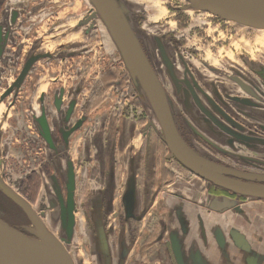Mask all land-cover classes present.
<instances>
[{
  "label": "rangeland",
  "instance_id": "rangeland-1",
  "mask_svg": "<svg viewBox=\"0 0 264 264\" xmlns=\"http://www.w3.org/2000/svg\"><path fill=\"white\" fill-rule=\"evenodd\" d=\"M115 1L130 28L139 39L146 55L160 74L178 128L186 141L206 156L223 162L222 164L227 166L235 162V166L232 167L246 171V168H244L246 162L242 160L247 161L248 158L246 157L248 155L237 150L238 142L234 141L233 146L226 145V142L222 141L220 135L217 134L213 138L217 143L212 141L217 145H221L224 150L221 146L214 144L210 148L209 145L199 139V134H195L194 128L196 130L197 128L204 129L205 132L202 131L212 138L211 123L198 111L195 101H192L193 95L191 93L185 94L183 88L171 80L170 74L167 73L165 65H163L159 45L165 47V51L172 60L179 61V76L183 75L184 59H192V62L196 65H200L201 61L210 60L213 65L220 66L225 75H229L234 71L233 69H242L243 73H248L249 77L252 78L253 74L257 75L256 71L264 70V29L225 20L201 10L185 9L184 6L188 3L185 0ZM94 11H96V7L91 0H0V124L3 125L0 128V137L2 132L9 128L7 124L2 123L3 119L5 122L4 105L7 104L4 94L9 90V87L15 88V92L17 90L21 91V96L35 94V99L32 101L35 114L40 112V104L38 103L40 93L48 90H58V104L52 101L53 103H50L51 107L64 105L66 108L71 104L75 105L76 111L73 117V122H75L83 103L84 94L90 95L91 89L97 90L96 87L94 89L96 79L100 78L99 76L103 75L104 71H111L110 74L115 73L116 79H122L121 94L124 95L125 101L122 100L127 114L133 111L139 116L138 125L142 129V133L139 131L138 136L141 140L144 138L147 141L148 139L157 140L160 146L158 153L164 157L168 147L163 140V131L155 118L148 98L141 86L140 88L135 87L131 74L124 65L121 54L103 17L98 14L97 17L90 18ZM63 34L66 36H62ZM87 37L91 40L86 41L85 38ZM175 38L180 40L175 42ZM6 44H11V47L6 48ZM57 51L58 62L54 59ZM194 52H199L200 55H194ZM33 57L36 58V61L27 76L20 82L18 78L25 64L28 59ZM243 59H250V63L249 60L247 62L253 64L252 69L250 65L243 62ZM52 61H55L53 62L55 65L53 63L49 64ZM56 75L58 76V83L54 84L55 81L50 78ZM206 76H209V73ZM108 79V76L106 79L104 76L101 77L102 81ZM110 83L104 86H110V96L112 97L106 99L103 105H99V109L97 108L98 115L106 114L112 106H118V90L113 87V83ZM63 90H66L65 94H63ZM179 91H182V93ZM104 96H108L107 92ZM2 100H5V103H2ZM28 103L29 100L24 97L18 99L15 109L17 113H20V116L26 114L25 110L29 107ZM14 112L16 111L12 108L9 114ZM83 119L84 117L78 119V121L81 122ZM148 121H153L154 125L150 126L147 132L145 126ZM219 121L221 120L219 119ZM15 126L14 131L18 132L33 130L28 129L22 122L16 123ZM72 128L73 126L70 129ZM87 128L91 129L92 125ZM86 135V130L76 132L73 138L78 141L71 146L62 147L59 152L58 147L42 146L47 155L52 154L51 165L54 168L53 171L47 172V169L44 170L45 173L40 171L39 176H42V178H39V183L32 184L33 191L28 188L27 193H22L18 190V184H15L14 189L33 206L48 228L59 235L68 245L76 264H134V256L138 252V248L127 250L126 256L122 253L123 250L119 249L122 239L124 241L128 239V241L135 243L134 235H132V238L130 236L127 238L125 230H128V225L123 224L120 228L119 221L116 219L118 216H112L102 207L104 194L99 189L101 184L95 181L91 182L92 190L89 193L93 203L90 211L86 207L88 195L85 193L79 194L80 200H77V195H75L74 207L72 210L69 207V194L64 191V189L66 190L68 178L62 177L68 170H61L62 176H58V165L67 166V163L62 162V158L58 161V155H61L60 152L62 151L63 155H73L75 158L82 154V150H79L80 146H76V144L80 143V139H83ZM18 146L16 145V147ZM26 146L24 150L28 149ZM1 149L3 150L2 154H4L8 149V145L4 143H2V146L0 145V155ZM96 149L99 150L100 148L98 146L94 147L95 152ZM24 152L28 157L34 156L33 154L28 155L27 151ZM217 152L221 155H216ZM112 153H114V149H112ZM9 154L12 155V150L9 151ZM44 154L42 152L37 156V161L32 160L30 163L28 157H25L27 159L26 163L22 157V163L25 165L29 163L34 168H38L34 166L33 162L43 159ZM91 154L94 155L93 150H91ZM151 154L153 155L152 152ZM237 154L242 160L236 158ZM9 159H11V156H9ZM9 159H6L4 164L0 166V179L8 185L11 184L9 181L10 172L6 177L3 174L7 173L5 165H9ZM168 166L175 169L174 174H171L167 179L171 184L178 182L176 185L181 188L195 187V189L203 190L204 193L207 191L205 189L206 181L204 182L202 179L194 176L192 182H187L184 176L190 177V171L182 169V166L176 161L168 163ZM38 170L40 169L38 168ZM262 170L264 171V168H261V172L253 170L251 172L263 174ZM22 178V175L16 176L17 180H22ZM127 180L129 179L127 178ZM156 182L159 181L156 180ZM61 184L64 189H61ZM162 185L164 186V184ZM231 192L232 195L236 194L237 198L242 197V201L247 200L248 196ZM3 194L5 195L0 189V217L15 228L31 234L34 226L27 215L19 205L7 195H5L8 198L6 199ZM163 196H165L163 193L158 194L156 191L152 195L146 194L143 189L141 197L144 206L146 205V210H141L138 207L137 213L141 222L130 223L131 229L137 230L136 235H140L137 239L138 242L142 241V238L148 234L150 220H155V218L160 219V221L168 218L169 228L172 231L173 229L177 231L176 226L180 227L181 223L177 222L178 217L175 212L167 211L165 208ZM117 203L114 202L113 204L116 205V211L120 213ZM133 210L134 208H132V212H135ZM207 212L210 213V211ZM224 212L225 215L220 216V221H217V223L211 221L208 227L203 225L200 227L203 242L205 243V239L208 238V242L213 246V250L207 252L214 255L217 264H223V259L220 260V252L217 250L218 243L226 239L232 240V236L237 232L232 226L234 218L230 211ZM71 217H74V220ZM209 217L214 220L212 215L208 214ZM237 218L242 219V217ZM72 221L73 226L72 231H70L69 226ZM244 223L243 229H247L245 220ZM214 224L218 227H211ZM120 229H122L121 232H119ZM159 230H163V227H159ZM198 233L194 231L192 234ZM101 235L104 236L101 237ZM203 235H205V239ZM243 237H245V234L240 233V238ZM197 238L199 239V237ZM103 241L110 247L108 252H106ZM232 248L234 254H237L236 247L233 245Z\"/></svg>",
  "mask_w": 264,
  "mask_h": 264
},
{
  "label": "flooded vegetation",
  "instance_id": "flooded-vegetation-1",
  "mask_svg": "<svg viewBox=\"0 0 264 264\" xmlns=\"http://www.w3.org/2000/svg\"><path fill=\"white\" fill-rule=\"evenodd\" d=\"M62 36L66 35L63 34ZM85 40L88 41L91 39L87 37ZM179 40L176 38L174 39L175 42ZM5 47H11V44H6ZM194 55L199 56L200 53L194 52ZM54 59L58 62V51L55 53ZM248 60L250 63V59H243V62L250 65L252 69L253 64H249L247 62ZM172 61L178 70L180 67L179 61ZM184 61L182 79L186 81L190 80L189 82L192 84L193 90L196 91L199 96L198 98L201 100L204 107L215 116L218 121L220 119L224 124L221 121L219 122L226 126L227 129L232 130L233 133L238 134L241 132L249 137L259 138L260 141H264V70L256 71L257 75L253 74V77L250 78L248 73L245 74L242 72V69H233V72L229 75H225L222 72V68L213 65L210 60L201 61L200 65L193 63L192 59H184ZM53 62L55 61L49 62V64H52ZM53 64L55 65V63ZM172 66L173 65L171 64L170 70L172 74L168 69L167 73L169 72L174 79L176 69H173ZM110 73L112 72L104 71V73H102L103 75L96 79L94 89L97 88V90L91 89L92 92L90 95L84 94V97L82 98L83 103L78 113V117L75 118V122H73V117L76 111L75 105L71 104L66 108L64 105L60 107L57 105L54 106V108L51 107L52 105L50 103L52 101H55V103L58 104V90L56 89L40 93L38 96L40 112L38 114H35L32 105V101L35 99V94L31 93L30 96H21V91L17 90L15 92V88L13 87L12 90H6L7 92L5 91L6 93L4 94V98L7 100V104L4 105L5 122L3 119L2 123H5V125L7 124L9 128L2 132L0 145L2 146V143H4L8 145V149L4 154H2L3 150L1 149L0 166L4 164L6 159H9V156H11V159H9V165H5L7 173H4L3 175L6 177L8 176V172H10L11 176L9 181L11 183L10 186L13 189L15 184H18V190L22 193H27L29 190L28 188L33 191L32 184L39 183V178H42V176H39L40 171L45 173L44 170L46 169L47 172L53 171L54 169L51 165L52 154L47 155V153L43 151L42 146L50 148L58 147L59 152L62 147L71 146L74 142L78 141L73 138L76 132L79 133L81 130H86L87 135L84 136L83 139H80V143L76 144V146H80L79 150H82V154L75 158L73 155H63L62 151L60 152L61 155H58V161L62 158V162L67 163V166L58 165V176H62L61 170H68L67 172L65 171L66 174L62 176L68 178L66 190L62 184L61 189H64V191L69 194L70 189L73 187L72 192L74 197L77 195V200L79 199L80 193L88 195L86 207L90 211L93 203L92 197H90L91 194L89 193L92 190L91 182L95 181L101 184L102 188L100 187L99 189H101L104 194L102 198V207L106 212L111 213L112 216H118L116 219L119 221L120 228L123 224L128 225V230H125L127 238L129 236L132 238V235H134L135 243L128 241V239H126V241L122 239L119 247L120 250H123L122 253L125 254L124 256L127 255V250L136 247L138 248V252L134 256V264H184V260L181 257L182 255L180 256L179 253L180 248L178 249L180 242L182 241L178 234H185V236H187L190 235L191 232L193 233L194 231H197L199 233L196 235L199 237L200 242H202L200 225L203 224L201 223V218L206 217V215L208 216V214L215 216L216 218L217 215L225 213V210H233L234 212H237L236 214H240L238 217H242L241 220H243V224H245L244 220L246 222L248 221V217L246 216V206H250V203L252 202H264V200L247 197L246 201H242V197L237 198L236 194L232 195L231 190L202 178L192 172L178 159L169 157V150L165 152L164 157L163 155H160L158 153V151H160V146L157 140L148 139L147 141L146 138L141 140L138 136L139 131L142 133V129L138 125V114L133 111H131L130 114H127V110L123 106L124 103L122 99H124V95L122 96L121 94L122 79H114L113 83V87L118 90V106H112V109H109L106 114L98 115L97 111L99 106L97 107L98 109H94L95 100L104 96L107 92L108 96H104V99L100 104L103 105L106 99L112 97L110 96V86H103L101 82V77L109 76ZM207 73H209V76H206ZM50 79L55 81L53 82L54 84L58 83L57 75ZM173 79L171 80L173 81ZM10 88L11 87L8 89ZM186 89L189 93H192L188 88V85ZM65 93L66 90H63V94ZM23 97L29 100V107L25 110L26 114H21L20 116V113H17V110L15 109V105L17 104L18 99ZM5 100H2V103H5ZM195 104L199 109L198 111L210 120L205 112L199 108L196 102ZM12 108L16 112L9 114ZM83 117L84 119L81 122L78 121V119ZM18 122H22L28 129L33 130H23V132L14 131V126ZM89 125H92L91 129L87 128ZM213 125L218 129V135H220L221 140L225 141L226 145H228L231 139L234 138V135H230L219 125L214 123ZM2 126L3 125L0 127L2 128ZM71 126H73V130L70 129ZM208 135L203 132V136L199 135V139L212 148L213 136L211 138ZM213 141L216 142L215 140ZM263 141L261 143L250 142L251 144H255L252 145L251 149L238 143L237 150L240 153L248 155V157H246L248 158L246 159L247 161L242 160L238 154L236 156V158L246 162V167H244L246 168L245 172L253 173L251 172L252 170L261 172V168H264ZM16 145L19 146L16 147ZM25 146L28 147L27 150H24ZM97 146L100 149H96V154L94 147ZM112 149H114V153H112ZM10 150H12V155L9 154ZM91 150L94 151V155L91 154ZM222 150L224 149L222 148ZM24 151H27L28 155L33 154L35 157H28ZM42 152L45 153L43 159H38V162H33L34 166L40 169L38 170V168H34L29 163L32 160L37 161V156ZM150 154L152 156L149 160ZM218 154L220 153L217 152L216 155ZM22 157L25 163L27 162L25 157H28L29 163L26 165L23 164ZM175 161L182 166V169L190 171V177L184 176L187 182H192L194 176L198 179H202L204 182L206 181L205 189L207 191L205 190L206 192L204 193L202 192L203 190L198 188L195 189V187H188L187 189L181 188L179 185H176L178 182L171 184L167 179L171 174H174L175 169L171 167L169 168L168 163H174ZM131 164H133V167L135 168L136 181L134 183L135 189H132L133 193L130 194L129 191L128 194L129 185H127V178L129 176ZM234 164L236 163L234 162L228 166H235ZM262 173L264 174V171ZM18 175L23 176L22 180L16 179V176ZM156 180L159 182H156ZM260 183L264 184V181ZM162 184H164V186ZM143 189L146 194L152 195L155 191L158 192V194L163 193V195H165L162 197L165 199V208L167 211L170 210L175 212L178 217L177 222H184L183 224L186 228L185 231L181 224L180 227L176 226L177 231L174 229L172 231L169 228L168 218H166L167 220L163 219L162 221L155 218V220H150L148 234L142 238V241L138 242L137 239L140 235H136L137 230L131 229L130 223L141 222L138 218V207H140L141 210H146V205L144 206V201L141 197ZM159 190H161L160 193ZM224 196L230 197L235 202L233 205L229 206L230 209L221 207L223 206ZM114 202H118L117 205L120 213L116 211V205L113 204ZM132 208H134L133 211L135 212H132ZM207 211H210L211 214ZM182 218H185V220H181ZM208 219H210V217ZM217 221L218 220H216V223ZM250 223L251 222H247V225ZM210 224L211 221L209 222V225ZM159 227H163V230L160 231ZM211 227L214 228L218 226L214 224ZM121 231L122 229L119 230V232ZM247 233L252 235L251 227H247ZM178 238L180 239V242ZM203 238L205 239V235H203ZM205 240L208 241V238ZM196 243L198 245V242L195 240L191 247L189 246L190 252L191 250L195 251V249L198 248ZM244 244L245 242H242V246L239 247L240 251L243 250L242 248L244 247ZM178 261H180V263H178ZM240 262L245 264L246 261ZM186 264H189V262H186Z\"/></svg>",
  "mask_w": 264,
  "mask_h": 264
},
{
  "label": "water",
  "instance_id": "water-1",
  "mask_svg": "<svg viewBox=\"0 0 264 264\" xmlns=\"http://www.w3.org/2000/svg\"><path fill=\"white\" fill-rule=\"evenodd\" d=\"M91 1L96 7V11L90 15V18H95L98 14L103 17L112 38L115 41L117 49L121 54L124 65L131 74L135 87L138 86L140 88L141 86L148 98L155 118L163 131V140L168 147L169 157L178 159L192 172L216 185L227 188L238 194H244L249 198L264 199V184L260 183L264 181V174H254L239 170L235 167H228L193 148L186 141L178 128L160 74L146 55L144 48L130 28L117 2L115 0ZM185 1L188 2L184 6L185 9L201 10L219 16L225 20L234 21L249 27L264 29V0ZM159 48L163 65H165L166 71L168 69L171 73V64L173 65V69H176V66L173 64L169 54L165 51V47L159 45ZM35 61V57L28 59L20 77L18 78L20 82L27 76ZM175 74L174 79L171 76L173 81H175L178 86H181L187 95L190 94L186 89L188 85V88L193 95L194 100L192 99V101H195L199 108L202 109L206 116L212 121L211 123L208 119L209 123H211L210 128H213L211 130L214 134L213 136L211 133L213 138L219 134L218 129L213 125L214 123L222 127L230 135H234V138L231 139L228 145L233 146L232 142L235 141L240 145H244L251 149L252 145H255L251 143H261L263 141L262 139V141H260L259 138L249 137L241 132L238 134L233 133L232 130L227 129L226 126L219 122L215 116L204 107L203 103L198 98L196 91L193 90V86L189 82L190 80H183V75L179 76L180 72L177 69ZM9 90H12V87ZM179 92L182 93V91ZM152 125H154V122L148 121L145 126V131ZM202 130L199 128L196 130V128H194L195 134L201 136H203ZM212 143L218 146L213 141ZM133 176L134 175H131V177ZM133 185V178H131L128 194L129 191L130 194L133 193ZM72 188L70 189L68 198L71 210L74 207ZM0 189L22 208L34 226L31 230V234H28L15 228L0 217V264H76L68 245L59 237V235L48 228L37 211L26 199L1 179ZM234 203V200L230 201L228 197L224 196L223 206L221 207H229ZM71 219L74 220V217H71ZM72 226L73 221L70 222V231H72ZM103 236L104 235H101V237ZM103 245L106 252H108L110 249L109 245H107L105 241H103Z\"/></svg>",
  "mask_w": 264,
  "mask_h": 264
},
{
  "label": "crops",
  "instance_id": "crops-1",
  "mask_svg": "<svg viewBox=\"0 0 264 264\" xmlns=\"http://www.w3.org/2000/svg\"><path fill=\"white\" fill-rule=\"evenodd\" d=\"M106 77L104 76L105 79ZM108 77H109L108 80L101 81L103 86L110 82L114 83V79H116L115 73L110 74ZM131 175L134 176L131 177ZM135 177H136L135 168L133 167V164H131V168L129 170V176H128L129 180H127V185L130 184L131 178H133V182H134L136 180ZM228 198L230 199V201H232L230 197ZM246 207H247L246 216L248 217L247 222H251L249 225H247V227H251L252 235L247 233V229H243L245 224H243V220L237 218L238 215L236 214V212L233 213L234 212L233 210H229L232 217L234 218L232 221L233 222L232 226L234 227V230L236 229L237 232L232 236V240L226 239V240H222L221 243H218V247H217L218 249L217 248L216 249L219 250L220 252L219 257L220 260L223 259V264H244L242 262L240 263V261H246L245 264H264V202H252L250 203V206L247 205ZM227 208L229 207H226L225 209ZM223 215H225V213L221 215H217L216 218L215 216H213L214 220L208 219V216L206 215V217L201 218V223L206 227H208L210 221H216V219L220 221L219 217ZM181 220H185V218H182ZM179 223H181V226L185 231L186 228H184L185 227V225L183 224L184 222H179ZM240 233L241 234L244 233L245 237L240 238ZM178 235L182 240L180 242V239L178 238L180 242V246L178 247V249L180 248L179 253L180 256L182 255L181 257L184 260V264H186V262H189V264H217V259L214 258V255L208 254L209 252H207L213 250V246L209 244L210 242H208L207 240H205V243L203 242V240L202 242H200V240L197 238L198 236L196 234H192V232L190 233V235L187 236H185V234L183 235L178 234ZM195 240L196 242H198V245L196 243L198 248L195 249V251L191 250L190 252L189 246L191 247V245L195 242ZM242 242H245V244L244 247L242 248L243 250L240 251L239 247L242 246ZM233 245L236 247V250L238 251L237 254H234L233 252V248H232ZM176 251H177V247H176ZM178 263H180V261H178Z\"/></svg>",
  "mask_w": 264,
  "mask_h": 264
},
{
  "label": "trees",
  "instance_id": "trees-1",
  "mask_svg": "<svg viewBox=\"0 0 264 264\" xmlns=\"http://www.w3.org/2000/svg\"><path fill=\"white\" fill-rule=\"evenodd\" d=\"M103 99H104V96H102V97H100V98H97V99L95 100L94 109H96L97 106H99V105L102 103ZM3 195H4V194H3ZM4 197H5L6 199H8L5 195H4Z\"/></svg>",
  "mask_w": 264,
  "mask_h": 264
}]
</instances>
